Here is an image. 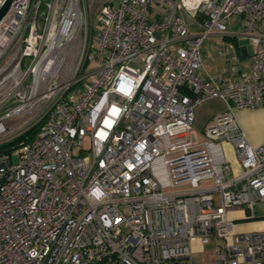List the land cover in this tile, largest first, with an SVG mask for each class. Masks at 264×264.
Here are the masks:
<instances>
[{
	"label": "built area",
	"instance_id": "built-area-1",
	"mask_svg": "<svg viewBox=\"0 0 264 264\" xmlns=\"http://www.w3.org/2000/svg\"><path fill=\"white\" fill-rule=\"evenodd\" d=\"M232 16L254 57L218 83L197 73L201 45ZM211 99L224 109L194 142ZM261 106L264 0H10L0 143L37 129L16 163L1 154L0 264H199L195 239L210 264H264V229L228 216L264 200V142L233 114Z\"/></svg>",
	"mask_w": 264,
	"mask_h": 264
},
{
	"label": "crops",
	"instance_id": "crops-1",
	"mask_svg": "<svg viewBox=\"0 0 264 264\" xmlns=\"http://www.w3.org/2000/svg\"><path fill=\"white\" fill-rule=\"evenodd\" d=\"M207 40L208 42H206ZM202 45H204L201 51L202 63L197 73L214 82L235 80L241 72L249 70L253 61L254 47L243 32L227 29L225 32H212L203 40ZM233 114L252 145L264 142V106L255 109H234ZM224 147L227 157L237 168L232 147L229 144H225ZM261 201L262 207L260 209L253 208L255 216L252 218L248 217L245 209L240 206L228 211V216L234 220L236 230L255 231L264 229V200ZM192 247L195 248L193 250L194 256L202 244L198 239H195Z\"/></svg>",
	"mask_w": 264,
	"mask_h": 264
},
{
	"label": "rangeland",
	"instance_id": "rangeland-1",
	"mask_svg": "<svg viewBox=\"0 0 264 264\" xmlns=\"http://www.w3.org/2000/svg\"><path fill=\"white\" fill-rule=\"evenodd\" d=\"M226 27H227V30H230V31H236L240 33L243 32V26L240 22L237 21L236 16H232L229 19V22L227 23ZM206 42H208V40ZM203 48H204V45L201 46V51L203 50ZM223 107H224L223 103L217 99H211V100L205 101L203 103L198 104L195 107V121L193 123L192 130L189 133V137L194 142L201 140L204 127L206 126L207 123H209L212 120L215 113L224 109ZM242 109H250V108H242ZM84 140L85 142L88 141L87 138H85ZM18 148L19 147H16L11 150L10 159L13 163H16L18 161V155H17ZM73 152L75 154H80L77 146L73 147ZM1 157L2 156L0 155V159ZM261 204H262L261 200L256 201L254 203V207L260 209V207H262ZM213 247H214L213 241L202 244V247L199 248L198 251H196V254L194 255V260L199 264H210V260L212 256L211 251Z\"/></svg>",
	"mask_w": 264,
	"mask_h": 264
},
{
	"label": "trees",
	"instance_id": "trees-1",
	"mask_svg": "<svg viewBox=\"0 0 264 264\" xmlns=\"http://www.w3.org/2000/svg\"><path fill=\"white\" fill-rule=\"evenodd\" d=\"M36 129L37 127H33L5 142L0 143V155L3 153H10L12 149L19 147L22 143L31 140Z\"/></svg>",
	"mask_w": 264,
	"mask_h": 264
},
{
	"label": "water",
	"instance_id": "water-1",
	"mask_svg": "<svg viewBox=\"0 0 264 264\" xmlns=\"http://www.w3.org/2000/svg\"><path fill=\"white\" fill-rule=\"evenodd\" d=\"M9 1H10V0H7V1L2 5V7L0 8V19L2 18L3 14L5 13V11H6L7 7H8Z\"/></svg>",
	"mask_w": 264,
	"mask_h": 264
}]
</instances>
